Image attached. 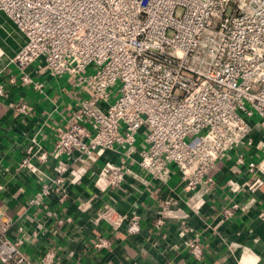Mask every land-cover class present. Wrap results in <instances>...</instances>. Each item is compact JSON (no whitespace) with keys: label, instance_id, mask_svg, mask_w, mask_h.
<instances>
[{"label":"built area","instance_id":"2783aa9c","mask_svg":"<svg viewBox=\"0 0 264 264\" xmlns=\"http://www.w3.org/2000/svg\"><path fill=\"white\" fill-rule=\"evenodd\" d=\"M0 12L26 37L11 59L17 72L0 76V96L19 84L43 93L44 83L30 68L69 78L78 89L52 149L30 145L17 167L37 171L34 159L58 161L57 175L41 183L30 205L46 207L55 188L66 197L65 157L99 163L93 180L102 191L121 186L134 163L161 182L177 172L186 191L194 192L214 183L211 170L219 160L255 145L257 160L239 154L237 162L252 174L251 194L263 185L264 140L257 143L252 131L264 123V0H0ZM32 108L15 106L26 114ZM85 172L83 165L71 169L72 180ZM166 212L156 227L164 225ZM97 221L110 230L124 224L130 233L141 229L140 214L110 203L98 210ZM7 232L3 224L0 264L56 263L54 249L36 259ZM110 244L100 238L95 246ZM188 245L202 258L199 243Z\"/></svg>","mask_w":264,"mask_h":264},{"label":"crops","instance_id":"0c3cea01","mask_svg":"<svg viewBox=\"0 0 264 264\" xmlns=\"http://www.w3.org/2000/svg\"><path fill=\"white\" fill-rule=\"evenodd\" d=\"M25 42L16 24L0 12V76L17 72L11 59ZM29 71L44 83L43 93L19 84L0 96V230L6 224L9 237L20 241L25 251L38 259L52 248L55 264H264V183L251 194L246 186L252 174L237 162L239 154L257 160L261 152L255 145H243L219 160L211 170L214 183L194 192L186 191L177 172L161 182L134 163L121 186L102 191L93 180L99 163L68 162L65 157L70 169L61 190L66 197L55 188L45 198L46 207L30 205L41 183L57 175L58 161L34 159L37 171L17 167L30 145L52 149L56 127L67 125L78 89L69 78H54L44 69ZM18 103L33 108L19 112ZM252 135L257 143L264 140L263 122L254 124ZM82 165L85 175L75 182L71 169ZM106 203L123 213L140 214V231L130 233L127 224L110 230L98 222L97 212ZM234 203L239 207L225 215V208ZM165 207L167 217L158 228L155 220ZM100 238H108L110 246L97 248ZM190 241L201 245L202 258L193 255Z\"/></svg>","mask_w":264,"mask_h":264},{"label":"rangeland","instance_id":"374dc122","mask_svg":"<svg viewBox=\"0 0 264 264\" xmlns=\"http://www.w3.org/2000/svg\"><path fill=\"white\" fill-rule=\"evenodd\" d=\"M142 135H144V134H139V136L142 138Z\"/></svg>","mask_w":264,"mask_h":264}]
</instances>
